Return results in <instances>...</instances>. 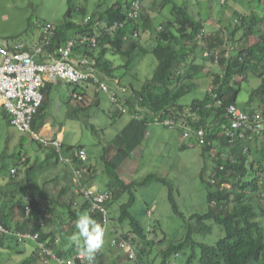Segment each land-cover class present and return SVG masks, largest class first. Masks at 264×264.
Segmentation results:
<instances>
[{
  "label": "trees",
  "instance_id": "trees-1",
  "mask_svg": "<svg viewBox=\"0 0 264 264\" xmlns=\"http://www.w3.org/2000/svg\"><path fill=\"white\" fill-rule=\"evenodd\" d=\"M71 1L68 0L69 4ZM154 1L156 2V0ZM134 2L135 0H115L112 6L104 12L92 14L93 17L98 16L107 24L122 21L123 26H120L117 31L111 33L104 31L101 27H94L90 23L81 25L73 21H66L64 25L55 28L52 43L46 48L47 53L54 55L72 34L96 37V42H91L89 45L78 42L74 55L77 54V50L83 48L84 55L96 60V66L103 75L98 76L99 81L107 84L103 80L104 78L114 80L118 78L115 74L117 68L114 67L113 62L107 59L109 53L127 57L123 66L129 68L134 60L149 52L143 46L141 40L143 36L147 35L146 39L156 42L155 46H152L151 52L158 59V65L152 77L140 89L130 85L131 92L129 90L122 91L124 87H116L119 92L113 89L116 92L117 103L121 105V109H119L117 104L113 103L116 107L114 112L119 115L129 112L132 118L123 128L121 134H118L112 142L117 147L115 157L104 156L108 180L104 187L105 190H98L109 191L112 195L111 200L107 203L108 211L118 198L127 192H134V189L140 184L137 181L125 182L119 176L118 170L129 154L141 144L149 123L162 117L173 118L176 122L184 123L191 129L192 138H195L197 144L195 132L205 128L207 140L211 144L201 147L204 158H208L211 156V150L219 145L218 134L221 131V125L227 121L226 108L230 104L237 103L241 82L248 80L250 72L261 77L259 68L264 69V29H260L264 17L258 16L255 12L239 15L238 19L236 18L239 24L231 32L225 30L224 26H221L219 30L208 32L205 20L201 16L198 19L192 16L186 2L180 4L177 0L159 1V5L163 9L170 6L168 9L170 16H166L159 26H155L153 23V13H151L148 0H141L138 18L129 17V12L134 8ZM85 11L84 8L80 9L83 14ZM157 14L161 15L162 13ZM68 16L72 17L71 5L68 9ZM203 29L207 33L203 37L205 43L200 44L198 35ZM241 30H243V34L239 36ZM256 37H259V40ZM196 47L220 50L217 60L214 56L209 58L204 56L208 58H205L206 61L219 64L221 69L219 72L214 71L213 67L208 69L207 72L212 79L211 89L204 98L196 99L190 106H185L178 102L179 98L191 89L189 80L205 69L206 61L202 64L197 63L196 56L192 57L189 54L190 50ZM37 61L40 62L41 59L37 58ZM239 76L242 78L241 81H237ZM262 80V83L251 91L250 100L257 105L249 112L264 111V79ZM54 84L47 83L43 89V104L33 122L35 130L39 128L38 120L42 117L43 110L47 106ZM75 86L71 96L73 98L75 93H79L84 97L81 101L82 106L80 105L82 109L86 106L85 102L90 87H95L97 91H103L97 88L93 81L86 84H75ZM218 101H221V105H218ZM4 114L8 118L6 111ZM136 115H143V117L134 118L133 116ZM91 127L96 128L94 125ZM131 128L137 129L135 134L134 132L132 134ZM221 140L225 147L228 146V149L219 146L222 153L219 152L213 159L210 157L215 163L212 166L215 174L208 178L207 166L201 171V180L207 190V202L210 209L203 214L193 215L185 223V236L179 242L163 247L162 242L148 239L142 222L129 211L132 203L121 205L118 222L122 225L123 222L128 221L130 228L128 233H120L126 239L133 234V241L136 238L139 240L140 247L136 250L134 244L133 246L137 251V259L140 263L151 264L147 256L152 248L156 247L161 264H168L172 256H179L185 253L188 248H191V252L186 259V264H264V225L258 220L261 214L264 215V136L249 141L237 140L233 147H230L225 139L221 138ZM39 143L44 146L43 143ZM82 148H84L82 145L73 148L72 155L74 156L75 152ZM224 150L228 151V155L223 152ZM54 157H56L55 163H59L58 153L55 149L50 148L46 158L38 166L39 163L32 162L29 156L22 152L18 154L15 167L18 168L22 163L30 164L23 178L25 184L15 186L13 184L15 181L12 178L10 183L0 184V219L6 228L12 229L15 210H17L23 220L19 221L18 219L16 230L39 232L40 239L47 241L48 246L54 249L56 248V239L67 236L68 248L63 251L55 249V251L61 257L71 259L83 250V245L77 246L74 241L69 246V241H71L69 236L77 233L75 222L78 214L87 212L100 225L102 216L93 210L92 203L88 199L73 191L70 171L53 179L56 182L67 181L66 185L61 186L57 197L51 196L47 188L39 184V174L36 171L42 168L45 163L46 166L50 165L49 160ZM74 162L77 166L84 165L77 157L74 158ZM10 170L7 165L3 167V171H8L9 176L12 175ZM96 172L94 167H89L83 179V185L86 188L95 187ZM148 177L152 178L151 181L155 178L154 174H150ZM170 191L169 198L172 201L174 212L181 214L172 196L173 189L170 188ZM130 201H135L134 193L131 194ZM27 206L31 209L28 215H26ZM112 220L113 218H111V222ZM209 221H214L225 231V235L213 245L194 240L195 235L212 233L213 226ZM44 223L50 224L49 232H43L41 229ZM16 243L13 236L0 235V249L13 248ZM102 254L104 253L101 249L96 254V258L98 259V256L101 257ZM37 257L38 254H31L23 264H34ZM129 259L128 261L132 260ZM97 264L107 263L100 260Z\"/></svg>",
  "mask_w": 264,
  "mask_h": 264
},
{
  "label": "rangeland",
  "instance_id": "rangeland-1",
  "mask_svg": "<svg viewBox=\"0 0 264 264\" xmlns=\"http://www.w3.org/2000/svg\"><path fill=\"white\" fill-rule=\"evenodd\" d=\"M114 1L72 0L69 4L68 0H0V43L3 44L8 41L10 43L22 42L27 45L34 44L39 34H41L40 39L43 36L46 23H52L56 27L64 25L66 21H73L78 24L83 20L80 9L84 8L87 14L91 15L97 11L107 10ZM159 1L161 0H156V2L148 0L155 26H159L166 16H170L168 13L170 6L163 9L160 7ZM177 1L180 4L186 2L190 14L195 18L198 19L201 16L206 22V30L210 32L218 29L212 25L213 21L231 32L239 24L237 22L239 15L255 12L258 16L264 17V0ZM70 5L72 17L68 16ZM157 13L162 14L158 15ZM260 25V29H264V21ZM242 34L243 30L240 31L239 36ZM146 36H143L141 40L149 52L134 60L129 68L122 66L126 63L127 57L121 55L115 57L111 53L107 55V59L113 62L115 66H121L115 74L120 79L122 86L130 88V85H133L140 89L152 77L158 65V59L151 52L152 46H155L156 42L146 39ZM256 39L259 40V37ZM204 50L200 47L192 48L189 54L192 57L196 56V62L202 64L206 61ZM212 63L213 61L207 60L204 65L205 69L195 75L192 80H189L191 89L179 98L180 104L190 106L194 100L205 97L212 86V79L205 70L213 67L214 71L219 72L221 69L219 64ZM259 74H262L261 77L250 72L248 80L241 82V91L236 103L240 109L249 111L257 105L250 100V94L264 79L262 67L259 68ZM237 79V81H241L242 78L239 76ZM106 83L111 89L119 92L116 89L115 81L109 80ZM75 87V85H68L66 82H60L53 86L47 106L43 110L42 117L38 120V130L40 131L43 122H49L52 125L53 134L62 132L63 155L66 157L71 156L73 148L80 145L84 146L88 152L89 163L97 171L95 185L98 188H104L108 180L104 156L109 158L116 152L117 147L112 142L118 134H121L132 115L129 112L116 114L114 112L116 107L111 102L109 95L103 91H97L95 87L88 89L86 106L82 109V103L71 96ZM4 111L3 108H0V184L10 183L12 178L15 181L13 184L18 186L25 184L23 178L29 166L25 163L20 164L18 167L20 172L15 177L9 176L8 171L4 172L3 167L5 165L9 166L10 169L14 167L18 154L21 152L29 156L32 162L39 163L38 166H40L50 149L41 146L29 133L14 128L9 123L8 118L5 117ZM91 125L96 128L93 129ZM183 130L185 129L181 124L175 128L158 121L147 125L142 142L135 150L136 154L131 153V157L122 164L118 171L125 182L137 181L140 183L132 192L135 194V201H130L132 193L127 192L109 207V214L113 220L103 244L102 251L104 254L101 257L98 256V262L102 260L107 264H144L140 263L139 259H137L138 262L128 261V257L122 250L111 247L114 237L113 229L119 233H128L130 228L128 221L123 222L122 225L118 222L120 208L123 204L132 203L129 211L142 222L146 229L147 238L162 242L163 247L179 242L185 236V223L193 215L203 214L210 209L207 202V190L201 180V171L207 166L208 178L215 174L212 168L215 165L212 160L213 156H210L212 159L210 157L204 158L203 148L196 143L195 138H184ZM218 144L213 152L220 150L219 146L228 149L224 143L218 142ZM223 152L228 155L227 150ZM55 162L56 157L49 160V163L52 164L51 168L45 163L42 168L36 171L39 174V184L44 185L43 187H46L53 197H57L61 186L66 185L64 180L56 182L53 179L57 175L69 171L67 163ZM137 165L139 169L135 173ZM150 174L155 176L152 181L150 180L152 178L148 177ZM170 188L173 189L172 196L181 214L174 212L172 201L169 198ZM47 191L45 192L48 193ZM148 209L151 210V215H148ZM14 217L18 218L17 210H15ZM258 220L264 225V215L261 214ZM209 223L213 226L212 233L195 235L194 240L213 245L225 235V231L214 221H209ZM29 240L31 239H26L25 242ZM24 243H16L13 248L1 250L0 264H23L32 252V249L29 248L22 252ZM134 245L136 250L140 247L137 238L134 240ZM190 252L191 248H188L185 253L172 256L168 264H186ZM196 252H198L197 249ZM147 257L151 264H161L158 248L153 247Z\"/></svg>",
  "mask_w": 264,
  "mask_h": 264
},
{
  "label": "built area",
  "instance_id": "built-area-1",
  "mask_svg": "<svg viewBox=\"0 0 264 264\" xmlns=\"http://www.w3.org/2000/svg\"><path fill=\"white\" fill-rule=\"evenodd\" d=\"M227 0H223L226 2ZM134 8L129 12V17L138 18L141 8V0H135ZM89 22V18L85 19V24ZM101 27L104 31L111 33L120 29L123 26L122 21H115L111 24L96 21L94 27ZM207 33L203 29L198 35L200 44H204V35ZM54 26L51 23L44 25L43 36L33 46H29L22 42L0 43V107L6 111L9 116L10 124L19 131L29 133L31 137L43 143L46 147H51L58 153L60 162L69 165V171L72 174L73 191L88 199L92 203L93 210L99 212L102 216L101 226L104 229V242L106 235L111 227V218L109 215L107 203L111 200L112 195L109 191H99L95 187L86 188L83 185V179L89 167L86 165L88 162V152L85 148L78 149L75 152L74 158L77 157L83 166H77L73 157H66L63 155V141L58 137H47L40 131L35 130L33 127L34 117L38 113L39 108L43 104V89L47 83H57L59 81L66 82L72 85L86 84L93 81L97 88L110 95L112 103L118 104V99L115 90L111 89L105 82H100V72L96 68V61L87 56L73 58L72 52L78 42L95 43L96 37H91L85 34H79L76 38L68 40L55 52V58L51 61L36 60L37 56L45 55L46 48L52 43L54 37ZM98 37V36H97ZM226 47V46H225ZM220 50L218 49H205L204 55L206 57L214 56L215 60L218 59ZM99 84V86H98ZM216 97V94H214ZM75 100L82 101L84 97L75 93ZM221 105V101H218ZM125 111V110H124ZM227 121L221 125V131L218 134L219 141L221 138L225 139L230 147H233L237 140L249 141L254 140L256 137L264 136V111L257 110L249 112L240 109L236 104H230L226 108ZM134 118H142L143 115L133 116ZM158 122H164L167 126L175 128L181 124L185 130L182 131L184 138H192L193 132L184 123H178L173 118L162 117L157 119ZM197 142L200 146L206 144L210 145L211 142L207 140V132L205 128H201L195 132ZM216 147V146H215ZM215 147L213 149H215ZM213 157L217 156L221 150L213 152ZM224 154V153H223ZM15 173V170H13ZM27 211L30 209L27 207ZM114 237L112 246L118 247L125 252L128 258L136 260V251L132 245L131 239H126L123 235L118 234L114 230ZM0 232H6L4 226L0 223ZM18 239L25 241L31 239L36 243L38 251L42 255L45 263L55 262L58 264H72L76 262H86L80 251L73 258L66 259L57 254L54 248L48 246L47 241L40 239V233L19 232ZM58 242V239L56 240ZM100 251V250H99ZM98 251V252H99ZM97 252V253H98Z\"/></svg>",
  "mask_w": 264,
  "mask_h": 264
},
{
  "label": "clouds",
  "instance_id": "clouds-1",
  "mask_svg": "<svg viewBox=\"0 0 264 264\" xmlns=\"http://www.w3.org/2000/svg\"><path fill=\"white\" fill-rule=\"evenodd\" d=\"M99 12V11H97ZM104 12V11H103ZM101 13V12H100ZM89 18V22L90 24H92L94 26V23L96 21H100L102 23H106L105 21H102L98 16L97 17H93L92 14L89 15V16H85L84 17V21H85V18ZM95 21V22H94ZM93 22V23H92ZM49 23V22H48ZM52 24V23H51ZM81 25L85 24V23H80ZM54 26V25H53ZM56 26H54V32L56 31L55 30ZM79 34H75L72 38L70 39H74L78 36ZM55 36V35H54ZM69 39V40H70ZM46 50V49H45ZM74 51H75V48L73 49V52H72V57L73 58H79V57H82V56H86V55H80L79 57H76L74 55ZM47 54V50H46V53ZM50 54V53H49ZM53 56V59L55 58L53 54H51ZM89 57V56H87ZM90 59H93L92 57H89ZM52 59V60H53ZM37 60V59H36ZM95 60V59H93ZM96 61V60H95ZM97 68V67H96ZM98 70V68H97ZM99 71V70H98ZM63 82V81H62ZM75 99V98H73ZM3 108V107H1ZM8 115V114H7ZM47 148H51V147H47ZM60 162V161H59ZM29 166V165H28ZM13 170H15V173H13ZM20 170V169H19ZM11 176L15 177L18 173V168L17 167H12L11 170ZM29 207V206H27ZM27 207H26V215L29 214V212L27 211ZM30 209V207H29ZM31 210V209H30ZM151 210L149 211V215H151ZM21 219H23L21 216H20ZM0 223L4 226V228L6 229V232H0V235H8V236H13L15 238V240L17 241V244L18 243H24L25 241H20L18 239V233L19 232H29V233H33L29 230L27 231H22V230H16V228H6L4 223L2 222V220L0 219ZM76 229H77V233L74 234L71 239L77 243V246H79L82 242V245H83V250L81 252V255L84 256L85 260H86V264H95V258H96V254L99 250H101L103 248V244H104V229L103 227L97 222L95 221L87 212H84V213H80L78 214V218L76 220ZM118 232V231H117ZM35 233V232H34ZM118 234H121L118 232ZM123 235V234H121ZM124 236V235H123ZM133 238H134V235H130L128 239H131V242H132V245L134 244V241H133ZM58 239V238H57ZM56 239V240H57ZM57 243V242H56ZM112 248H118V247H113L111 245ZM120 249V248H118ZM135 249V248H134ZM5 251V249H0V251ZM55 250V249H54ZM121 250V249H120ZM37 251V254L39 257L42 258V255L40 254V251H38V248L36 249ZM123 251V250H122ZM136 251V250H135ZM56 252V251H55ZM124 252V251H123ZM57 253V252H56ZM125 253V252H124ZM58 254V253H57ZM61 256V255H60ZM126 257H128L126 254H125ZM136 256L138 258V255H137V252H136ZM137 260V259H136ZM136 260H131V261H136ZM35 264V263H34Z\"/></svg>",
  "mask_w": 264,
  "mask_h": 264
},
{
  "label": "crops",
  "instance_id": "crops-1",
  "mask_svg": "<svg viewBox=\"0 0 264 264\" xmlns=\"http://www.w3.org/2000/svg\"><path fill=\"white\" fill-rule=\"evenodd\" d=\"M83 14V13H82ZM85 16H89L88 14H87V12L85 11V13L83 14V19H84V17ZM87 18V17H86ZM85 18V19H86ZM85 21L84 20H81L80 22H79V24L80 23H84ZM219 22V21H218ZM212 25H215L218 29H216V30H219L220 29V27H221V24H218V23H216L215 21H213V23H212ZM215 31V30H214ZM208 32H210V31H208ZM75 34H72V35H70L69 36V39L70 38H72L73 36H74ZM40 36H41V34H39V36H38V38H37V40H36V42L35 43H37L39 40H40ZM34 43V44H35ZM34 44H29V45H34ZM83 50V48H81V50L79 49V50H77V54H75V56L76 57H79L80 55H84V51H82ZM99 53V52H98ZM95 54H97L96 52H95ZM115 57H117V55H114ZM119 56V55H118ZM122 56V55H121ZM190 56H191V54H190ZM37 58H39V59H41V61H51L52 59H53V56L51 55V54H49V53H47V54H45V55H42V56H37L36 57V59ZM123 66V65H122ZM97 67V66H96ZM114 67L115 68H120L121 66H115L114 65ZM205 71H208V69H206ZM100 76H103L102 74H101V72H100ZM103 78V77H102ZM103 80H105V81H109V80H112V81H115V84H116V87H121V88H123L122 89V91H124V92H127L128 90H129V92H131L132 91V88L130 87V88H128V87H126V86H122V84H121V81H120V79L119 78H115V80L114 79H103ZM60 82H62V81H59V82H57V83H55V84H58V83H60ZM54 84V85H55ZM212 87V86H211ZM211 89V88H210ZM73 93V92H72ZM1 108V107H0ZM8 119H9V116H8ZM130 122V121H129ZM128 122V123H129ZM127 126V125H126ZM137 129H135L134 128V130H133V128H131V132H132V134H133V132H134V134H135V131H136ZM40 132L43 134V135H45V136H47V137H58V138H60L61 140L63 139L62 138V132H59L58 134H53V131H52V125L49 123V122H43V125H42V127L40 128ZM63 141V140H62ZM138 147V146H137ZM136 147V148H137ZM85 148V147H84ZM136 148L131 152V153H133V154H136V152H135V150H136ZM48 149H50V148H48ZM86 149V148H85ZM131 153L129 154V156L127 157V159L128 158H130L131 157ZM115 154H116V152H114L113 153V155H111V158L112 157H115ZM69 157H73V155H72V153H71V156H69ZM126 159V160H127ZM88 160H89V158H88ZM125 160V161H126ZM124 161V162H125ZM123 162V163H124ZM122 163V164H123ZM87 164V166L88 167H93L90 163H89V161L86 163ZM122 164H121V166H122ZM27 165H30V164H27ZM120 166V167H121ZM48 167H52V164H48ZM69 169V168H68ZM120 169V168H119ZM138 169H139V166L137 165L136 167H135V173L138 171ZM27 171V170H26ZM119 171V170H118ZM67 172H69V171H67ZM119 173V172H118ZM65 173H63V174H61V175H57L56 177H59V176H62V175H64ZM70 176V175H69ZM119 176L122 178V179H124L122 176H121V174H119ZM55 177V178H56ZM52 179V178H51ZM125 181V180H124ZM65 183L67 184V181H65ZM95 188L96 189H102V190H105L104 188H98L96 185H95ZM149 211H150V209H148V211H147V213H148V215H149ZM18 219H19V221H22L23 219H21L20 218V216H19V214H18V218H15V221L13 222V226H14V228L16 227V223H17V221H18ZM18 221V222H19ZM41 229L43 230V232L45 231V232H49L50 230H51V226H50V224L49 223H44L42 226H41ZM73 236V235H72ZM72 236H69V238L71 239V237ZM69 238H68V241H69ZM50 239V238H49ZM49 239H47V240H49ZM64 239H66V240H64ZM72 239H71V241H69V246L71 245V243H72ZM28 242H31V243H29L28 244ZM81 244H82V242H81ZM32 249V252H31V254H34V253H36L37 254V251H36V249H37V246H36V243L34 242V241H32V240H29V241H27V242H25L24 244H23V249H22V252L23 251H26L27 249ZM68 248V244H67V236L65 237V238H62V237H58V242L56 243V250H65V249H67ZM30 254V255H31ZM98 261L99 260H97V258L95 259V264H97L98 263ZM38 262H40V264H46L45 263V261L41 258V257H37L36 258V260H35V264H37ZM97 262V263H96ZM47 264H58V263H55V262H49V263H47ZM72 264H86V262H76V263H72Z\"/></svg>",
  "mask_w": 264,
  "mask_h": 264
}]
</instances>
